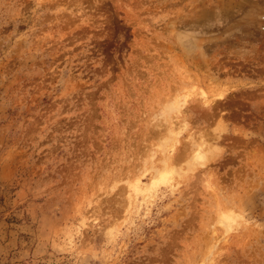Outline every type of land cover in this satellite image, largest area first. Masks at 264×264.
Returning <instances> with one entry per match:
<instances>
[{
    "label": "rangeland",
    "instance_id": "rangeland-1",
    "mask_svg": "<svg viewBox=\"0 0 264 264\" xmlns=\"http://www.w3.org/2000/svg\"><path fill=\"white\" fill-rule=\"evenodd\" d=\"M0 264H264V0H0Z\"/></svg>",
    "mask_w": 264,
    "mask_h": 264
},
{
    "label": "bare ground",
    "instance_id": "bare-ground-1",
    "mask_svg": "<svg viewBox=\"0 0 264 264\" xmlns=\"http://www.w3.org/2000/svg\"><path fill=\"white\" fill-rule=\"evenodd\" d=\"M184 102L185 101L180 102L179 100H172L170 103H168L167 106L165 107L166 108V110L164 112L165 118L169 119V118H171L170 115H172L173 113L179 112L180 111V107H181L180 103H184ZM178 133H176V134H178ZM173 139H174V137H173ZM197 155H199V154H197ZM201 159H202V156H199L198 160L202 161ZM171 172H172V170H171ZM168 173H169L168 164L165 161L163 169L160 170V171H157L156 175L152 177L151 184L156 185V184L164 183V182L168 181V179H169V174ZM223 222L224 223L228 222V224H229L230 218L229 217L225 218V220H223Z\"/></svg>",
    "mask_w": 264,
    "mask_h": 264
}]
</instances>
